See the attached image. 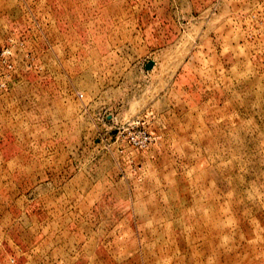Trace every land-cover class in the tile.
Returning a JSON list of instances; mask_svg holds the SVG:
<instances>
[{"label": "rangeland", "instance_id": "obj_1", "mask_svg": "<svg viewBox=\"0 0 264 264\" xmlns=\"http://www.w3.org/2000/svg\"><path fill=\"white\" fill-rule=\"evenodd\" d=\"M0 264H264V0H0Z\"/></svg>", "mask_w": 264, "mask_h": 264}, {"label": "built area", "instance_id": "obj_2", "mask_svg": "<svg viewBox=\"0 0 264 264\" xmlns=\"http://www.w3.org/2000/svg\"><path fill=\"white\" fill-rule=\"evenodd\" d=\"M147 140H148V136L143 134L140 136L137 143L139 144L140 147H142V146H145V144L147 143Z\"/></svg>", "mask_w": 264, "mask_h": 264}]
</instances>
